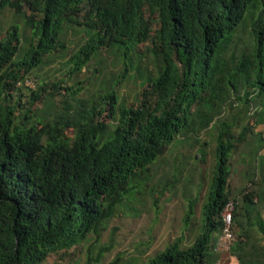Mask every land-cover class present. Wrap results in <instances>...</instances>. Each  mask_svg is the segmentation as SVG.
I'll return each instance as SVG.
<instances>
[{"label":"trees","instance_id":"16d2710c","mask_svg":"<svg viewBox=\"0 0 264 264\" xmlns=\"http://www.w3.org/2000/svg\"><path fill=\"white\" fill-rule=\"evenodd\" d=\"M6 7H27L33 33L23 52L15 27L0 41V264H45L49 256L98 236L117 209L142 191L168 147L206 131L219 115L200 231L191 245L182 247L177 239L145 264H212L213 253L236 257L238 264H264V246L249 234L257 229L264 237V218L245 209L244 226L228 188L231 158L245 134L236 135L238 122L223 118L234 107L255 105L264 112V0H0V10ZM76 26L92 32L69 65L79 67L107 50L126 74L136 48L160 57L163 68L136 104L118 107L111 92L43 128L18 123L23 90L31 94V105L42 101V85L29 73L46 55L64 50V33ZM26 78L34 88L23 84ZM28 118L25 113L22 121ZM102 118L114 121L113 128ZM66 129L74 130L73 137ZM255 135L253 153L260 157L264 137ZM260 159L263 164L251 172L253 189L242 191L245 206H264ZM230 202L232 226L241 234L232 227L237 240L230 251L218 252Z\"/></svg>","mask_w":264,"mask_h":264},{"label":"rangeland","instance_id":"374dc122","mask_svg":"<svg viewBox=\"0 0 264 264\" xmlns=\"http://www.w3.org/2000/svg\"><path fill=\"white\" fill-rule=\"evenodd\" d=\"M30 15L27 7L20 12L9 7L0 10V41L15 27L23 52L33 33L28 25ZM152 21L156 25L155 20ZM91 32L84 26L65 31L66 48L43 57L42 62L29 73L42 85L38 89L42 101L31 105V94L23 90L24 101L15 111L18 123L36 125L40 129L47 122H60L62 118L75 115L78 109L82 110L81 103L90 105L111 92L117 98L118 107L140 101L148 82L157 77L163 68L161 58L134 48L127 59L126 74L119 58L107 50L81 63L78 68L69 65L70 56ZM66 88H73L74 92L70 94ZM28 108L31 111L28 112ZM239 108L229 110L223 118L238 122L234 128L236 135L245 134L244 141L238 144L231 158L228 188L232 200H238L240 222L247 226L249 221L244 217L245 209L258 210L264 218V206H245L242 196L244 188L252 190L254 187L250 184L252 170L257 163L263 164L260 157H264V147L258 154L260 157H255L253 150L258 145L255 134L261 133L264 137V112L255 105L246 111ZM25 113L29 118L22 121ZM101 120L107 122L109 129L113 128L114 121L107 118ZM219 130L220 115L206 131L175 140L152 166L142 191L117 209L98 236H91L65 252L49 256L45 264H110L114 260H118V264H145L177 239H182V247L191 245L201 227V207L215 166ZM66 132L73 137V129H66ZM103 141L104 138L99 139L98 146ZM191 201L196 202L193 215L186 220ZM251 219L254 220L253 213ZM232 227L241 234L236 225ZM249 234L257 246H264V237L257 229ZM211 262L238 264L236 257L219 253L212 254Z\"/></svg>","mask_w":264,"mask_h":264},{"label":"built area","instance_id":"2783aa9c","mask_svg":"<svg viewBox=\"0 0 264 264\" xmlns=\"http://www.w3.org/2000/svg\"><path fill=\"white\" fill-rule=\"evenodd\" d=\"M23 84L29 88H34V80L31 78H26L23 81ZM18 85H21V82L18 83ZM234 209L233 202H230L224 212H223V220H224V227L222 229V233L219 236L215 249L218 252H228L230 251L232 245L237 240L236 234L232 231V213Z\"/></svg>","mask_w":264,"mask_h":264}]
</instances>
